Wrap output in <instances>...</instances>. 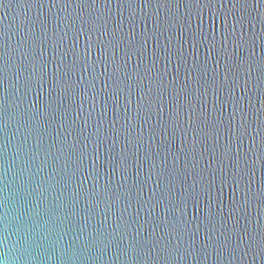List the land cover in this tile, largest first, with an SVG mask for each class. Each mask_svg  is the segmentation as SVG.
Masks as SVG:
<instances>
[{
  "label": "water",
  "instance_id": "1",
  "mask_svg": "<svg viewBox=\"0 0 264 264\" xmlns=\"http://www.w3.org/2000/svg\"><path fill=\"white\" fill-rule=\"evenodd\" d=\"M264 264V0H0V260Z\"/></svg>",
  "mask_w": 264,
  "mask_h": 264
},
{
  "label": "clouds",
  "instance_id": "2",
  "mask_svg": "<svg viewBox=\"0 0 264 264\" xmlns=\"http://www.w3.org/2000/svg\"><path fill=\"white\" fill-rule=\"evenodd\" d=\"M17 251V248L15 246H12L8 253H6L5 260H0V264H7L9 260L14 259V253Z\"/></svg>",
  "mask_w": 264,
  "mask_h": 264
}]
</instances>
